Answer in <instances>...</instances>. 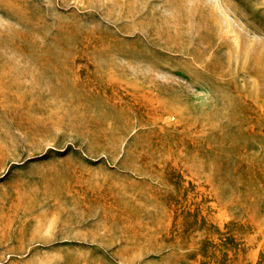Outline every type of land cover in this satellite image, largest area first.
<instances>
[{
	"label": "rangeland",
	"instance_id": "374dc122",
	"mask_svg": "<svg viewBox=\"0 0 264 264\" xmlns=\"http://www.w3.org/2000/svg\"><path fill=\"white\" fill-rule=\"evenodd\" d=\"M0 264H264V0H0Z\"/></svg>",
	"mask_w": 264,
	"mask_h": 264
}]
</instances>
